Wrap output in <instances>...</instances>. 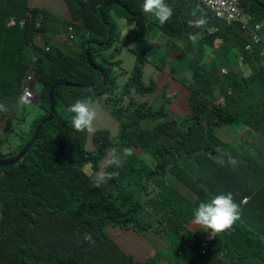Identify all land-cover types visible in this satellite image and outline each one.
Listing matches in <instances>:
<instances>
[{
    "label": "trees",
    "instance_id": "trees-1",
    "mask_svg": "<svg viewBox=\"0 0 264 264\" xmlns=\"http://www.w3.org/2000/svg\"><path fill=\"white\" fill-rule=\"evenodd\" d=\"M243 1L241 8L249 27L264 21V0ZM65 2L74 28L79 30L75 43L79 53L83 51L82 62H78L79 56L72 57L59 49L54 52L55 62L50 54L39 58L37 64L48 61L50 82L39 83L37 100L44 114L34 121L31 137L49 115L52 85L69 84L71 79L69 86L77 87V91L71 101L64 102L56 89L50 123L43 125L22 160L0 168V264H151L152 260H135L113 238L110 229L132 230L142 237L153 232L157 237L149 239L162 246L165 233L169 238L180 235L185 239L202 231L193 223V212L201 202L217 194L231 192L234 199L246 195L264 199V170L258 165L250 170H228L217 164L215 150L222 144L214 134L242 113L252 116L260 131L264 109L253 106L249 93L239 90L235 98L230 95L232 87L239 85L237 79L228 76L231 69L218 67L213 60L205 62L208 53L219 46L226 54L239 52L248 65L260 62L262 25L258 32L249 29L259 41L244 52L248 38L237 28L223 25L217 33L206 34V25H214L213 18L194 0H166L173 8V16L164 25L144 13V0ZM113 12L118 13V19ZM48 20V12L30 7L26 0H0V98L4 93L9 97L21 94L31 66L30 53L43 51L34 39ZM199 20L204 24L194 26ZM39 21L41 27L36 28ZM119 22L125 25V39H119ZM151 26L170 38L166 46L172 44L171 57L175 53L181 58L186 51L195 56L192 78L187 84L190 92L183 86L187 91L182 87L174 95L155 80L149 85L144 83L143 70L148 63L157 75L168 71L166 63L157 66L150 60L156 49L148 35ZM191 35L196 36L195 43ZM128 41L134 44L131 48ZM177 41L185 42L186 49L180 50ZM124 49L132 50L136 66L131 75L122 71L124 76L118 78L113 70L121 67L119 57ZM54 66L60 71L54 72ZM252 75L263 77L258 68ZM244 79L243 84L251 82L249 76ZM259 84L264 87V82ZM103 91L112 97L120 91L119 98L109 112L104 109L101 119L106 120L105 126L95 125L88 139L86 131L74 129L66 108L78 98L92 100V94ZM156 92L160 94L153 102L138 101V95L146 97ZM183 92L185 99L181 97ZM160 97L166 102H161ZM229 97L234 100L231 104L236 112L228 110ZM185 107L190 111L185 113ZM125 147L134 154L124 167H106L108 150L122 151ZM102 170L118 171L119 175L96 188L93 178ZM85 233L92 234L94 244L83 241ZM206 239L207 253L219 252L220 244L233 252L221 238L211 236L210 230L206 231ZM200 246V241L194 245L197 251ZM237 254L250 256L248 252ZM254 259L256 264H264V254Z\"/></svg>",
    "mask_w": 264,
    "mask_h": 264
},
{
    "label": "rangeland",
    "instance_id": "rangeland-1",
    "mask_svg": "<svg viewBox=\"0 0 264 264\" xmlns=\"http://www.w3.org/2000/svg\"><path fill=\"white\" fill-rule=\"evenodd\" d=\"M26 1L28 2V4H30L29 0ZM63 2H65V0H48L47 5L51 11L61 15L64 13L62 9ZM246 2L247 0L243 1V3ZM31 7L34 8L32 5ZM67 8V16H59L47 9L40 8L41 10H45L49 14L47 25L44 26V29L41 32L40 36L35 38L34 40L43 51L41 53L31 52L30 57L37 56L39 58L42 55L44 56L46 54H50L52 56L53 62H55L54 52L55 49H59L65 53H68L72 57L77 58L79 56L77 60L79 63L82 62L81 56L83 51L79 53V46L75 43V35L79 32V30L74 28V22L70 13V9L68 6ZM112 16L115 19L119 18L117 12H113ZM213 23L214 25H223L222 20L213 19ZM76 24L79 25V22ZM119 24L122 31L119 32V39H125L127 36L125 33V25L122 22H119ZM262 24H264V22H262ZM253 28H257V26H254ZM148 35H150V42L156 46V49L150 55V60L156 61L155 64L157 66H162L163 63H166V68L168 71L166 73L157 75L156 70L153 69V65L151 63H148L147 65H145L143 70L144 83L146 85H149L151 80H155V82L160 87L162 85L165 86L167 90H169V93L172 92L174 95H177L178 91L183 86L189 91L187 84L191 81L192 78L193 68L191 67V64L194 62L195 56L192 54V52L186 51V54L181 58L175 57V53H172L171 57V52L169 49L172 44L166 46L167 43H169L170 38L161 33L155 26H151L149 28ZM44 44L46 47H50V51L47 52L42 47ZM176 44L179 45L180 50L186 49L185 42L177 41ZM127 45L129 48H131L134 44L132 41H128ZM119 58L122 65L120 68L117 67L116 69H114L113 74H115L118 78L124 76L121 75L122 71L131 75L136 66V58L133 55L132 50L124 49L123 54ZM212 60L218 67L224 66L225 69H231L234 73L239 70V67H241L239 72L240 76L242 77L249 74V70L250 74H253L259 65H262V70H264V63L253 61L251 62L250 69H248L247 71L245 65L243 63H238L235 57L225 55L221 46L208 53L205 62L208 64ZM48 65V61H44L35 65L37 69L36 84L41 83V81L50 82V75L46 72ZM227 65L231 67H228ZM53 69L54 72L60 71V68L56 66H54ZM235 77L236 79L241 78L238 77V75H235ZM249 77H251V82L245 84L239 90L245 92L249 88L250 90L254 89V100L252 101L253 106L258 109H264V87L259 84L260 82H264V78L260 79L255 75H250ZM71 82L72 80L70 79L68 83L71 84ZM69 84H63L61 87L56 88L59 90L61 99L64 102L71 101L72 94L77 91V87L69 86ZM101 86H103V84ZM184 87L183 89L187 91ZM119 94L120 91H116L114 97H112L110 94L103 91L99 95L92 94L90 97L94 98V96H100L97 103L102 108L107 109V111L109 112L113 108L115 100L119 98ZM159 94L160 93L156 92L153 95H149L146 97H141L138 95V101L149 100L153 102ZM30 95V103L28 104H24L21 102V94L16 97H9L6 96V93H4L0 98V105L4 106L3 110H0V148L3 147V153L5 154H10V149H12V151H18L23 143L32 138L31 134L33 131V123L39 116L44 114V112L39 108L37 95H34L32 93ZM181 97L185 99L186 93L183 92ZM160 101L166 102V99L160 97ZM233 101V98L229 97V102ZM123 103L124 100L121 104ZM228 109L235 110L233 104L231 103H228ZM50 110L51 106H49V111ZM177 111L180 115L183 114L182 110H179V107ZM189 111L190 110L188 109V107H185L184 112L186 113ZM48 118L49 117H47L45 121H48ZM105 123L106 120L102 118L99 122L100 127H104ZM245 127L247 130L246 137H249V141L252 143L250 152L251 157H253L258 164L264 163V121L262 123V129L260 131L251 130L249 129L248 125H246ZM226 131L227 128L224 127L222 129L215 130L214 134L218 139L222 140ZM254 131H256L257 133H253ZM88 149L92 150V147H88ZM152 233L153 232L147 234L148 238L157 237V235H154ZM161 241L164 243V248L160 250L159 255H162V257L169 262H177L179 264H230L223 260L219 261L216 257L213 258V261L211 263H203L202 258L196 257L198 251L197 248L194 247V245L197 243V241H200V245L203 241L207 242L206 231L204 230L199 231L192 238L185 239H182L180 235H173L172 238H169L165 233L163 234V238H161Z\"/></svg>",
    "mask_w": 264,
    "mask_h": 264
},
{
    "label": "clouds",
    "instance_id": "clouds-1",
    "mask_svg": "<svg viewBox=\"0 0 264 264\" xmlns=\"http://www.w3.org/2000/svg\"><path fill=\"white\" fill-rule=\"evenodd\" d=\"M194 2L199 6L205 8L206 11L210 13L213 19L222 20L223 25H227L228 27H233L234 29L237 28L238 30H241L244 33V35L248 38V41L243 46L244 52H249L252 49V45H258V42L254 41V37H252V34L250 33L249 29L256 30L258 32L260 30V25L263 26L262 24L263 21L249 27V24L246 21V15L244 14L241 8L242 6L241 0H237V7L240 11L242 20L232 21V22L227 21L225 17L217 16V11L211 6L207 5L206 2L202 0H194ZM143 11L146 14H150L160 25H164L173 16V8L166 3V0H144ZM30 17L32 19L31 13H30ZM203 24L204 21L199 20L195 23L194 26L198 27ZM222 26L206 25V34L207 35L215 34L218 32V30H221ZM254 26H257L258 28L257 29L253 28ZM35 27L40 28L41 24L39 22H36ZM39 36L40 35L36 36L35 38ZM249 37H250V41H249ZM189 38L193 43L196 42L195 35H191ZM34 44L39 46L35 41ZM259 45L260 47H262L261 55L259 56H264L262 55V51L264 49V42H262ZM42 47L47 52L50 51V47L48 46L46 47L45 44ZM2 53L7 55L6 51H3ZM224 54L233 56L236 59H238L240 63H243L245 66H249L247 63L244 62L243 56L239 52L231 53V54H226L224 52ZM44 56L42 55L40 57H44ZM39 58L37 56H32L31 66L27 71L23 84L21 86L22 96L20 97V100L24 104L30 103L31 96L29 95L31 93L37 95L38 98L37 90L41 86L40 84H36L35 65H37ZM223 74L227 76L226 70L223 71ZM228 76L234 77L233 73L228 74ZM27 92H29L30 94ZM99 98L100 96H94L92 100H88L87 98H78L75 100V102H73L66 108V112L70 114L71 123L74 129L79 132L86 131L88 135V139L89 136L91 137L93 135V132L95 131L94 126L95 125L100 126L99 122L101 120V116L103 114L104 108H102L97 103ZM3 108L4 106L0 105V110H3ZM238 119H243V117H240ZM235 121L219 129H222L224 127L230 128L233 126ZM246 122L249 123V117ZM219 141L221 142L222 145L221 147H217L215 150V156L218 157L217 160L215 161L217 164H219L220 166H225L228 170H241L244 168H249L248 165L249 159L246 158H244L243 160L236 159L235 157L231 156L229 153L224 152L222 150L223 143L220 139ZM10 150H11L10 154L12 156L11 158H14L19 154L18 152V154L14 156L13 154L15 151H12V149ZM0 154H1L0 157H3L1 148H0ZM133 154H134L133 150L130 147H125L122 149V151L117 150L116 148H112L108 150L106 156V167H111L114 169L123 168L127 158L131 157ZM9 159H5V160H9ZM118 175H119L118 171L109 172L106 170H102L99 173H97L93 178L94 187L96 188L102 187L103 185L107 184L109 180L115 179ZM259 203H264V199H258V198L252 199L250 198V196L247 195L243 197H237L234 199V196L231 192H228L226 194L225 193L217 194L213 196L210 201L201 202L198 205V207L195 208L193 212V217H194L193 223L197 225L199 229H202L204 231L210 230L211 236L213 237L215 236L217 239L221 238L223 241H225L228 237L232 235H236V230L243 228L244 232L241 234L239 233L238 236L241 240L246 241L249 244V247L252 249L253 252L252 258L249 259L247 264H256L254 256H262L264 254V205H256ZM248 210L250 213L249 227L245 225V213ZM83 241L89 244L95 243L91 233H85L83 235ZM207 243L208 241L202 242L200 249L196 254V257L202 258L203 263L204 262L211 263L214 257H216L217 260L221 261L222 253L226 251V247L220 244V246H217L218 248L219 247L221 248V249L219 248L220 249L219 252L210 251L209 253H207L208 252ZM236 258L242 261L245 259L242 256L240 257L239 255ZM236 264H244V262H240Z\"/></svg>",
    "mask_w": 264,
    "mask_h": 264
},
{
    "label": "crops",
    "instance_id": "crops-1",
    "mask_svg": "<svg viewBox=\"0 0 264 264\" xmlns=\"http://www.w3.org/2000/svg\"><path fill=\"white\" fill-rule=\"evenodd\" d=\"M29 1H30V4H29L30 7L32 5L36 9L44 8L59 16L68 15V8L65 2H63L62 4V9L64 13L60 15L58 13L51 11L48 8V5H47L48 0H29ZM263 27H264V24H263ZM259 58H260V62L264 63V56H259ZM236 61L240 63L238 59H236ZM250 65L245 66L247 71L248 69H250ZM228 67H231V66H228ZM257 68L259 70V73L263 76L259 78L260 79L264 78V70H262L263 66L259 65ZM240 69L241 67H239V70ZM239 70L236 71L235 73L232 71L234 77L235 75H238V77H241L237 79V81L239 82V85H236L235 88L232 87V92L230 93V95L233 98H235L236 92H238L239 89L245 85L243 84V80H245L244 78H248V76L251 75L250 70H249L250 75L247 74L243 78L242 76H240ZM243 93L245 94L249 93V97H251V100L252 101L254 100V89L250 90L249 88ZM223 102L224 101L221 98L220 103L222 104ZM229 111L236 112L234 110H229ZM241 117H243V119L236 120L233 126L230 128H227V131L224 133V138L221 140L223 143L222 150L224 152L229 153L231 156L235 157L236 159H242V160L244 158L249 159V162H248L249 168H244L241 170H250V169H253L257 165L261 168V170H264V163L258 164L257 161L253 157H251L250 152L252 148V143L249 141V137H246L247 130L245 126L248 125L249 129L251 130H257L255 128V121L253 117L249 115V123H247L246 121L248 117L246 113H242ZM253 133H257V132L254 131ZM256 205H264V203H259ZM249 214L250 213L248 210L245 213V225L247 227H249ZM243 232H244L243 228L238 229L236 230V235H232L225 240L228 247L232 249L233 252L228 251L226 248V251L222 253L221 260L226 261L227 263H230V264H236L240 262H244V264H247L249 259L252 258L253 252H252V249L249 247V244L246 241L241 240L238 236L239 233L241 234ZM110 233L113 236V238L118 242V244L128 254L132 255L135 258V260H137L138 262L145 263L148 260H152L151 264H178L177 262L176 263L169 262L166 259H164L162 255H159L160 250L164 248V245L161 246L160 243H157L154 240H150L148 237H142L132 230L125 231V230H122L121 228H111ZM237 252H240L243 255H245V252H248L250 256H242L243 258H245L242 261L236 258L238 256Z\"/></svg>",
    "mask_w": 264,
    "mask_h": 264
},
{
    "label": "water",
    "instance_id": "water-1",
    "mask_svg": "<svg viewBox=\"0 0 264 264\" xmlns=\"http://www.w3.org/2000/svg\"><path fill=\"white\" fill-rule=\"evenodd\" d=\"M63 85V83H55L49 91V104L51 106V110L49 113V118L48 121H43L41 124H39L33 134V137L31 138V140L25 145V147L19 152V154L14 157L11 158L9 160H5V159H1L0 158V167H8V166H12L16 163H18L20 160H22L28 153V151L30 150V148L32 147V145L35 143V141L37 140L39 133L41 131V128L43 126V124L50 122L53 118V114H54V91L56 90V88L61 87Z\"/></svg>",
    "mask_w": 264,
    "mask_h": 264
},
{
    "label": "built area",
    "instance_id": "built-area-1",
    "mask_svg": "<svg viewBox=\"0 0 264 264\" xmlns=\"http://www.w3.org/2000/svg\"><path fill=\"white\" fill-rule=\"evenodd\" d=\"M202 1L206 2L207 5L214 8L217 11V16L225 17V19L229 22L242 20L240 11L237 7V0H202ZM254 41L258 42L259 38L257 36H254ZM262 55H264V49L262 51Z\"/></svg>",
    "mask_w": 264,
    "mask_h": 264
},
{
    "label": "flooded vegetation",
    "instance_id": "flooded-vegetation-1",
    "mask_svg": "<svg viewBox=\"0 0 264 264\" xmlns=\"http://www.w3.org/2000/svg\"><path fill=\"white\" fill-rule=\"evenodd\" d=\"M1 150H2V155H3V157H0V158H4V159H9V158H11L12 156L10 155V154H8V153H3V147L1 148Z\"/></svg>",
    "mask_w": 264,
    "mask_h": 264
}]
</instances>
